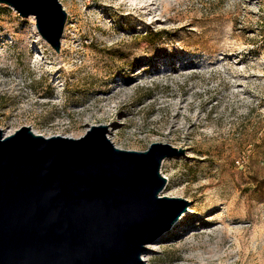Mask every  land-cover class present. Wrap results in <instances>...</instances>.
Here are the masks:
<instances>
[{
  "label": "rangeland",
  "instance_id": "1",
  "mask_svg": "<svg viewBox=\"0 0 264 264\" xmlns=\"http://www.w3.org/2000/svg\"><path fill=\"white\" fill-rule=\"evenodd\" d=\"M59 1L61 57L0 3V128L184 148L160 194L191 213L148 264H264V0Z\"/></svg>",
  "mask_w": 264,
  "mask_h": 264
},
{
  "label": "water",
  "instance_id": "2",
  "mask_svg": "<svg viewBox=\"0 0 264 264\" xmlns=\"http://www.w3.org/2000/svg\"><path fill=\"white\" fill-rule=\"evenodd\" d=\"M34 15L38 33L60 51L67 13L59 0H0ZM107 125L44 136L0 128V264H142L145 245L189 202L161 195V161L184 148L151 142L125 149Z\"/></svg>",
  "mask_w": 264,
  "mask_h": 264
},
{
  "label": "bare ground",
  "instance_id": "3",
  "mask_svg": "<svg viewBox=\"0 0 264 264\" xmlns=\"http://www.w3.org/2000/svg\"><path fill=\"white\" fill-rule=\"evenodd\" d=\"M62 47V48H61ZM60 48H61V51H59V52H56V53H58V56L59 57H61V53H62V49H63V38H62V40H61V44H60ZM2 130V129H1ZM2 132H3V134H5V135H7V134H11V133H13L14 131L11 129V130H8V131H3L2 130ZM39 134V133H38ZM42 135V134H41ZM71 137V136H70ZM174 197V196H173ZM179 197V196H178ZM190 208V207H189ZM189 208H187V210L186 211H184V213L177 219V220H175V222H173V224L170 226V228L169 229H167V230H165V231H163L160 235H158L154 240H152V241H150V242H148L146 245H145V248H144V251H143V253L141 254V258H142V264H148V258L145 256V254L148 252V251H150V245H148V244H150V243H156V242H159L161 239H162V237L164 236V235H166V234H168V233H170L172 230H174V229H176V227H177V225H180L181 224V222L184 220V218L187 216V215H189V213H191V211H190V209ZM176 230H179V229H176Z\"/></svg>",
  "mask_w": 264,
  "mask_h": 264
},
{
  "label": "trees",
  "instance_id": "4",
  "mask_svg": "<svg viewBox=\"0 0 264 264\" xmlns=\"http://www.w3.org/2000/svg\"><path fill=\"white\" fill-rule=\"evenodd\" d=\"M161 32H162V30H159V31H155L153 34L158 35V34H160Z\"/></svg>",
  "mask_w": 264,
  "mask_h": 264
}]
</instances>
